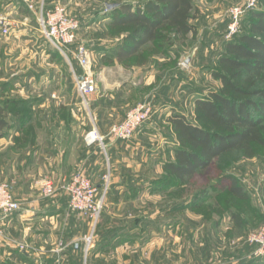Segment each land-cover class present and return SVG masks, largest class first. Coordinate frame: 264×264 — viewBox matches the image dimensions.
Returning <instances> with one entry per match:
<instances>
[{
  "label": "rangeland",
  "instance_id": "obj_1",
  "mask_svg": "<svg viewBox=\"0 0 264 264\" xmlns=\"http://www.w3.org/2000/svg\"><path fill=\"white\" fill-rule=\"evenodd\" d=\"M145 1H47L78 19L76 41L91 52L95 89L82 95L76 87L81 69L74 47L52 45L40 31L38 11L19 0H0V16L9 23L7 32L0 25V105H6L0 114L6 122L0 129V183L11 187L22 208L36 205L26 219L41 221L38 233L26 238L16 229H3L0 264L253 263L248 237L264 224V148L257 147L251 157L231 150L216 159L248 193L246 200L210 190L203 200L188 204L202 188L180 182L163 164L173 160L176 146L168 117L182 113L192 118L195 99L219 89L211 73L226 43L248 31L251 10L264 9V0L253 8H244L247 0H193L194 33L168 32L118 59L122 35L111 27L114 7L109 5L142 7ZM235 6L244 11L237 32L228 38L229 12ZM141 103H151L153 113L128 140H114L115 158L104 155L92 177L81 171L68 177L81 172L91 180L98 218L72 209L60 189L64 179L57 183L51 177L47 157L67 150L68 156L75 154L74 143L85 141L98 124L110 122L111 127ZM53 133L57 145L49 157L52 146H46ZM200 173L195 176L199 183L217 180L214 167ZM44 178L54 185L50 196L42 193Z\"/></svg>",
  "mask_w": 264,
  "mask_h": 264
},
{
  "label": "trees",
  "instance_id": "obj_2",
  "mask_svg": "<svg viewBox=\"0 0 264 264\" xmlns=\"http://www.w3.org/2000/svg\"><path fill=\"white\" fill-rule=\"evenodd\" d=\"M193 8V0H146L142 7L126 3L115 6L111 27L122 35L117 58L136 54L145 43L162 40L168 32L194 33L190 22ZM248 21V31L235 34L226 43V51L211 73L219 79V89L195 99L192 118L174 113L167 119L176 146L174 158L163 164L164 170L180 182L202 188L188 204L203 200L210 190L248 199L238 180L224 174L216 163L221 154L231 150L251 157L257 147L264 148V9H252ZM4 106L0 105V114ZM5 126L0 117V129ZM211 167L216 169L215 182L195 180L198 173ZM231 216L239 222L238 214ZM262 259L253 256L252 264Z\"/></svg>",
  "mask_w": 264,
  "mask_h": 264
},
{
  "label": "built area",
  "instance_id": "obj_3",
  "mask_svg": "<svg viewBox=\"0 0 264 264\" xmlns=\"http://www.w3.org/2000/svg\"><path fill=\"white\" fill-rule=\"evenodd\" d=\"M20 3L32 12H37V20L43 36L56 48L63 49L74 47V56L80 66L81 73L77 77L76 87L82 95H90L95 89V80L92 73L91 52L83 43L76 41L80 28L78 19L69 15L59 4L47 5L46 0H19ZM257 0H247L244 8H253ZM243 7L235 6L230 9V23L228 24V38L238 30L239 19ZM6 17L0 16V25L7 32ZM154 107L151 103H141L129 110L124 118L112 125L107 135H101L96 128L85 137L87 144L98 140L103 145L104 139L126 141L134 132L152 115ZM41 189L44 195L50 196L55 192L54 185L48 178L41 180ZM68 194L69 204L72 209L90 213L96 220L99 216L100 205L95 200L96 188L91 180L81 172L73 174L69 179L63 180L60 185ZM21 203L15 198L11 187L7 183H0V236L3 235V224L11 216L21 210ZM248 242L254 245L253 255L264 258V224L248 237Z\"/></svg>",
  "mask_w": 264,
  "mask_h": 264
},
{
  "label": "crops",
  "instance_id": "obj_4",
  "mask_svg": "<svg viewBox=\"0 0 264 264\" xmlns=\"http://www.w3.org/2000/svg\"><path fill=\"white\" fill-rule=\"evenodd\" d=\"M105 114H107V113H105ZM109 123L108 122H102V123L98 124V128H96V129L98 130V132L101 135L106 134V132L110 128V127H108ZM75 139H77V138H75ZM56 140L54 139V133L52 135H50L48 138L47 146H46L47 149L49 150V147L52 146L50 151H48V152H50V154L48 155L49 157L54 153V146L57 145ZM72 140L74 141V138H72ZM74 146H77V147H75L74 149H71V152H72V150H75L74 151L75 154L72 153L71 156L70 155L68 156L69 150H67V151H63L62 153L55 154V155H57L56 158H53V156H51V159L49 160L47 157L46 162L49 163V166L51 167V169H50V171H51L50 173H52L51 177L57 183H59L62 179H64V180L68 179L70 174L74 171H81L82 173L85 172L86 174H88L87 176L92 177L93 173L96 170H98V171L100 170L99 166H100L101 161L104 160V155L108 159L109 155L114 156L116 154V149H117L116 142H114V140H112L110 138L106 139L104 146L100 143L95 144V145H93V144L89 145L84 141V138L80 139V141H78V143H74ZM98 149L99 150L101 149V150L98 152ZM101 151L103 153H101ZM102 157H103V159H102ZM114 158H115V156H114ZM25 184H27V183L25 182ZM27 185H29V184H27ZM27 187L28 186H26L25 189H27ZM12 188H14V187L12 186ZM14 190L15 189H13V191ZM29 206L30 207H26V208L23 207V208H21L20 211L14 213L11 216V218L3 224V229H5V230L9 229V231H11L12 229L13 230L16 229L20 235L24 234L25 238L27 237V234H29L28 235L29 237L32 234L36 235L38 233V231H37L38 227H41V224H40L41 221H37L39 219H34V220L26 219L27 216L33 215V213H32L33 209H35V208L37 209L36 205H29ZM39 209H42V208H39ZM36 215H44V214L39 212ZM31 226H33V227H31ZM33 230H34V232H33ZM29 237L27 239H29Z\"/></svg>",
  "mask_w": 264,
  "mask_h": 264
},
{
  "label": "water",
  "instance_id": "obj_5",
  "mask_svg": "<svg viewBox=\"0 0 264 264\" xmlns=\"http://www.w3.org/2000/svg\"><path fill=\"white\" fill-rule=\"evenodd\" d=\"M117 6L116 4L109 5L110 8Z\"/></svg>",
  "mask_w": 264,
  "mask_h": 264
}]
</instances>
